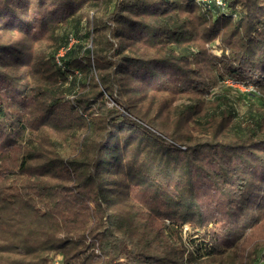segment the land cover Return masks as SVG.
<instances>
[{
	"label": "trees",
	"instance_id": "obj_1",
	"mask_svg": "<svg viewBox=\"0 0 264 264\" xmlns=\"http://www.w3.org/2000/svg\"><path fill=\"white\" fill-rule=\"evenodd\" d=\"M225 2L0 0V90L10 94L0 100V264H56L57 254L61 264H199L218 246L189 238L184 259L176 225L219 219V245L235 248L263 219L264 116L245 125L225 107L203 115V98L173 112L156 95L202 96L228 76L264 93V0ZM86 10H95L92 26ZM35 27L48 33V58L66 48L51 70L63 83H30L18 71ZM85 30L96 33L101 87L79 64L92 49L69 45ZM218 38L214 61L196 40ZM75 67L85 75L69 79ZM109 98L117 106L84 116L80 102ZM195 120L213 126L209 140L192 142L185 126Z\"/></svg>",
	"mask_w": 264,
	"mask_h": 264
},
{
	"label": "rangeland",
	"instance_id": "obj_2",
	"mask_svg": "<svg viewBox=\"0 0 264 264\" xmlns=\"http://www.w3.org/2000/svg\"><path fill=\"white\" fill-rule=\"evenodd\" d=\"M196 1L203 10L204 8H208L209 5L213 3L218 4L224 8L226 5L225 0ZM85 12V16L87 19H84V26L86 27V25H89L88 21H90V26H92L95 10H86ZM198 12L199 10H197L196 13H190V15L196 16ZM96 14L100 15L99 11ZM45 30L46 29H42L41 27H35L31 29V35L32 37L34 36V38L32 39L33 42L31 41L32 44L29 47V55H27L28 61L26 63L28 64V67L18 69V71H22V74H24V76L30 83L34 82V84L39 85H42L43 82L46 84H55L56 81H59V83H63L65 81L66 74L61 75L60 77L59 74L52 73L51 70L52 68H56L58 64H61L60 57L65 55L66 48L61 47L56 53L53 54V58H48V52L51 49V45L49 40L47 39L48 33ZM86 32V30L83 31L85 35L82 38L72 36L70 38L69 45L77 47V49H79L81 46L89 47L92 49L91 59L86 60L85 62L80 61L79 64L80 67L84 70L90 69V67L91 69H93L95 79L101 87V79L98 75L99 70H97L98 63L93 52V50L95 49L94 37L96 33L92 32L90 35H87ZM20 38H23V35H21ZM20 38L18 39L21 41V43H25V41H22ZM196 42L202 49L205 50L206 58L210 57L211 59H214V61L222 58V40L220 38L216 39L215 41L202 42L201 40H196ZM77 52H79V50ZM156 55L157 54H155V56ZM107 61L111 60L107 59L102 64H107ZM192 66L198 68L202 65L196 62L192 63ZM75 68L76 69L74 72L68 73L67 76L69 77V79L72 78L73 74H76L79 77H81V75H85L80 73L79 69L81 68ZM206 70H209L206 71L207 73L212 74L213 70L211 67L207 68ZM167 78L177 80L173 76V73L167 75ZM248 80L250 79H245L243 81L230 76L225 77L219 80L213 88L208 90L202 96L196 92H186L185 94L174 95V93H171L169 91L160 92L156 95L158 96L159 101H162L164 103L166 102V108H171V111L175 110V107L180 103H189L193 100H201L200 98H203L205 102L201 103V105L199 106V112H201V114L205 115L207 113V110H210L213 107L218 106L216 111L225 107L227 109H233L236 112V118L241 120L242 124L246 125V122L249 120L251 115H255L258 112L262 114V116H264V93L261 91V89H259L258 86ZM38 88H40V86ZM83 90L85 89L83 88ZM39 92L41 93L44 91ZM88 92L89 91H84V93ZM98 92L100 91L97 89L96 92L92 94L93 97L96 96ZM104 92H106L105 89ZM40 93L37 97H35L34 104H37V99H40ZM60 97L63 98V100L67 101L74 100L75 94L70 93L69 91H65L60 94ZM9 98V93H5L0 90L1 101L10 102ZM80 103L82 109L86 108V110L84 109L86 114L84 111L83 114L85 117H87V119L90 117V114L92 115L96 112L99 113L104 109L111 108L112 106H117L115 100H112L110 98L109 101L106 102V104H102L98 99L96 103H92L91 105H86L83 102ZM165 116L170 117V121L168 123L169 125H173L174 123L171 122V116ZM185 128L188 129V132H190L191 136L193 137H191L192 139H194L192 141L193 143L197 141V139H200V141H207L211 136H213V126H205V124L198 125L196 123V120L195 122L187 124ZM167 223L170 224L169 221H167ZM176 227L178 229L172 239L174 240L178 237L179 239H181V242L185 249L184 259L189 256V252H194L193 246H191L189 243V238H191L205 241L208 244H215L216 247L218 246L217 254L213 258H211V260L208 257H204L200 260L201 262L199 264H252V261H255L254 264H264V217L252 228L247 229L245 236L238 243V245L235 246V248H222L219 245L220 240L225 238V235L222 233V221L219 219H214L211 222L203 225L202 227H196L191 222H184L180 225H176ZM165 232L168 233V231ZM60 261L61 255L57 254L56 264H61Z\"/></svg>",
	"mask_w": 264,
	"mask_h": 264
}]
</instances>
